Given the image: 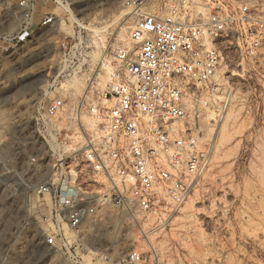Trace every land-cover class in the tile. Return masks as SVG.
<instances>
[{
    "label": "built area",
    "instance_id": "obj_1",
    "mask_svg": "<svg viewBox=\"0 0 264 264\" xmlns=\"http://www.w3.org/2000/svg\"><path fill=\"white\" fill-rule=\"evenodd\" d=\"M71 3L0 0V216L30 223L28 244L43 257L146 264L140 245L89 241L83 226L107 207L130 220L169 215L199 187L214 151L203 119H222L227 78L264 49V0H127L141 10L130 44L113 49L107 87L76 99L50 62L27 83L20 72L32 52L50 55L44 44L65 62L72 35L60 17Z\"/></svg>",
    "mask_w": 264,
    "mask_h": 264
},
{
    "label": "rangeland",
    "instance_id": "obj_2",
    "mask_svg": "<svg viewBox=\"0 0 264 264\" xmlns=\"http://www.w3.org/2000/svg\"><path fill=\"white\" fill-rule=\"evenodd\" d=\"M126 1L73 0L77 16L60 17L61 26L72 35L66 39L71 49L65 62L61 49L44 44L50 55L32 52L20 71L21 83L43 76L33 73L50 62L67 98L76 99L86 90H104L113 69V49L130 44L129 30L141 11ZM155 5L159 4L150 2L142 11ZM156 7L163 11L162 5ZM125 22L130 28L121 42L116 29ZM62 36L56 30L49 35L50 40ZM62 72L68 75L61 76ZM227 79L231 101L225 115L215 124L210 122L211 113L203 119L204 134L214 137V151L199 187L177 210L158 218L124 219L107 207L83 226L87 240L100 235L105 246L140 245L148 254L146 264H264V49L254 59H243ZM6 216H0V264L8 259L10 264H73L57 253L50 259L32 252L28 244L32 225L22 219L1 233ZM118 221L123 224L115 225ZM151 223L156 227L149 228ZM81 264L104 263L84 259Z\"/></svg>",
    "mask_w": 264,
    "mask_h": 264
},
{
    "label": "bare ground",
    "instance_id": "obj_3",
    "mask_svg": "<svg viewBox=\"0 0 264 264\" xmlns=\"http://www.w3.org/2000/svg\"><path fill=\"white\" fill-rule=\"evenodd\" d=\"M72 5H73V0H72V3H71V10H72ZM69 17H75V15H74V12H73V10H72V12L70 11L69 12ZM71 20V19H70ZM71 23H72V21H71ZM77 25H79L78 23H76ZM130 27L128 26V23L127 22H125V23H123V24H120V25H118L117 26V29H116V39L117 40H119V41H121V42H124L125 40H126V36H127V32H128V29H129ZM68 30H70L69 28H68ZM57 31V30H56ZM52 32V30L50 31V32H48L49 33V35H50V33ZM122 44H124V43H122ZM98 56V55H97ZM104 62V61H103ZM103 66L106 68L107 67V64L104 62L103 63ZM107 69V68H106ZM106 72V71H105ZM102 80H103V82H106L105 80H106V76H102ZM83 81H82V78H80V77H78L77 79H76V83H78V84H80V83H82ZM86 91H84V93H85ZM12 215V214H11ZM9 216V215H8ZM12 216H14V214L12 215ZM15 220H16V218H15ZM9 223L10 222H8V220H7V222H5L3 225H4V227H5V229L3 228V226H2V231H1V233H6V229L9 227ZM10 258V257H9ZM10 261H9V259H8V262H7V264H10L9 263Z\"/></svg>",
    "mask_w": 264,
    "mask_h": 264
}]
</instances>
